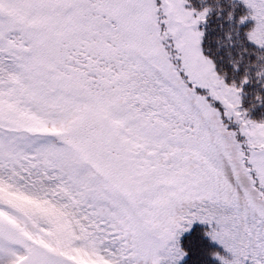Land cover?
<instances>
[{
	"label": "snow or ice",
	"instance_id": "snow-or-ice-1",
	"mask_svg": "<svg viewBox=\"0 0 264 264\" xmlns=\"http://www.w3.org/2000/svg\"><path fill=\"white\" fill-rule=\"evenodd\" d=\"M0 264H264V0H0Z\"/></svg>",
	"mask_w": 264,
	"mask_h": 264
}]
</instances>
